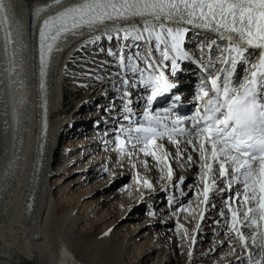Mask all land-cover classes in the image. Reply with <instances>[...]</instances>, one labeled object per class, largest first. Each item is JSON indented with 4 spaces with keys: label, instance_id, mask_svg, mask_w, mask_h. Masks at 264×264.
Here are the masks:
<instances>
[{
    "label": "bare ground",
    "instance_id": "6f19581e",
    "mask_svg": "<svg viewBox=\"0 0 264 264\" xmlns=\"http://www.w3.org/2000/svg\"><path fill=\"white\" fill-rule=\"evenodd\" d=\"M72 2L75 0H66V3ZM50 3L51 0H5L13 40L8 47L15 57L11 65L15 71L10 82L6 71L10 65L5 55V33L0 28V264H86L88 260L97 264L102 261L122 264V252L129 246L143 251L136 259L137 264H178L182 259L181 254H176L178 237L173 226L179 220L185 227L191 217L183 211L179 218L171 215L174 209L168 208V204L158 209L159 201L155 199L163 194L175 195L185 205L191 199L189 211L198 213L197 200L192 195L197 191L198 167L187 162L186 154L183 160L172 161L173 184L184 177L181 188L187 195L183 197L172 186H168V191L162 190L166 181L160 178L151 157L139 154L129 159L128 155H122L121 161L111 169L119 155L111 137L115 126L113 118L122 115L113 108L122 107L123 89L120 78L116 77L115 59L107 55V49L112 47L119 51V48L115 40L102 39L77 51L80 37H70L60 44V51H54L47 76L42 78L38 33L43 19L56 11L54 8L41 11ZM207 40V36L190 32L186 50L199 57L200 46ZM134 47V42H129L125 51ZM180 69L177 74L183 72ZM242 73L243 66H238L237 77ZM166 74L171 77L170 71ZM42 79L46 90L40 87ZM131 91L133 108L140 111L142 105L136 103L140 90ZM191 96L194 97V93ZM189 101L194 102V99ZM165 146L175 155L172 145L165 142ZM188 153L197 160L190 148ZM142 161L151 167L143 170ZM130 169L132 182L123 185ZM137 173L152 182V190L137 185ZM100 194L104 195L98 197ZM220 199L212 200L217 208L209 206L203 221L196 215L193 233L196 244L192 257L187 254L185 264H235V258L227 256L228 236L223 223L213 224L219 219ZM55 201L71 208L66 212L67 209L59 208ZM145 201L151 206L152 217H143L138 223L139 206ZM159 211L168 213L162 219L153 218L163 214ZM50 215L57 218L54 224L57 235L51 232ZM78 217L83 223L93 222L99 229L83 238L80 249L75 252L62 226ZM197 223L199 232L195 231ZM127 226L132 227L130 233L122 240H115L114 233ZM207 239L210 243L201 249ZM179 243L187 247L186 241ZM213 253L216 255L211 258Z\"/></svg>",
    "mask_w": 264,
    "mask_h": 264
},
{
    "label": "snow or ice",
    "instance_id": "6c2138e0",
    "mask_svg": "<svg viewBox=\"0 0 264 264\" xmlns=\"http://www.w3.org/2000/svg\"><path fill=\"white\" fill-rule=\"evenodd\" d=\"M53 8L56 11L43 19L38 33L40 76L46 78L52 54L70 37H80L77 51L102 39L115 40L119 51L109 47L107 55L115 59L123 91L122 107L113 108L122 113L113 118L114 150L129 159L139 154L151 157L166 181L162 190L172 186L181 197L187 195L181 188L184 177L173 184L172 161L179 162L186 154L187 162L198 167L197 191L192 195L199 211H189L191 199L185 205L169 195L171 215L179 217L183 211L192 219L198 214L203 221L209 206L217 208L212 200L221 197L219 219L213 224L223 223L227 256L234 257L235 264H264V0H51L41 11ZM0 28L11 82L15 57L8 47L13 40L5 0H0ZM193 31L208 37L199 57L186 50ZM129 42L135 47L126 52ZM184 62L199 72L194 110L177 112L179 95L168 107L154 109L158 98L177 87L166 72L174 76ZM238 66H243L239 77ZM40 87L46 90L43 79ZM131 90H140L136 101L142 105L140 111L133 108ZM46 107L45 99V111ZM165 142L176 149L175 155ZM142 163L147 167L146 161ZM136 183L153 189L139 173ZM175 229L178 247H183L179 241H186L191 258L195 235L179 220ZM195 231H200L199 223Z\"/></svg>",
    "mask_w": 264,
    "mask_h": 264
},
{
    "label": "rangeland",
    "instance_id": "374dc122",
    "mask_svg": "<svg viewBox=\"0 0 264 264\" xmlns=\"http://www.w3.org/2000/svg\"><path fill=\"white\" fill-rule=\"evenodd\" d=\"M238 77H239V75H238ZM190 99H188V100H190ZM121 159H122V154L119 153V155L116 157L115 165L113 166V164H112L113 167H111V169L112 168L114 169V167L121 161ZM150 167L151 166L149 165V163H147V167H145L144 165H142V168L145 171L148 170V168H150ZM130 172L131 173L129 174V176H127V178L124 181V184L123 185L130 184L132 182V179H133V171H131V169H130ZM106 177L108 178V175H106ZM192 180H193V178H192ZM108 193L109 192H107L105 195H107ZM101 195H104V194H100V195H98V197L101 196ZM167 198H168V196L166 194H163V196L161 198H159V199L156 198L155 199L156 202L159 201L157 203L158 204L157 205L158 209H160L162 206L167 205ZM55 200H57V199L55 198ZM56 203H58V202L55 201V204ZM57 206H59V208L62 207L63 209H67V210H65L66 212L71 208L69 205H65L64 203H61V204L58 203ZM149 208H151V206H149V202L148 201H145V203H142L139 206V209H140V212H141V217L137 221L138 223L139 222L140 223L142 222L143 217H146V216L147 217L149 216V218L152 217V216H150V210H149ZM168 208H170V207H168ZM159 212H162L163 214H161V215H154L153 218L158 217V218H161L162 219V218H164V215L166 213H168V211H159ZM55 213H56V211L53 214H55ZM50 218H51L50 220H52V223L50 225L51 232H53V234L55 233L54 235H57V230H55L56 228H54V224H55L57 218H55L54 215H50ZM186 221H187V224H186L185 228H187L189 230V233L191 235H193V233H194V219L188 218ZM52 226H53V228H52ZM160 227L161 226L159 225L157 229H159ZM173 227L175 228V226H173ZM100 228H101V226H100ZM174 228H173V231H176V229H174ZM94 229L95 230H98L99 228H97L96 226H94L93 222H91V223H83L81 217H78L74 221L69 220V222H67L64 226H62L63 234L66 235L69 238L68 240L71 241L72 249L75 252L80 249V246H81L80 244L83 242V238H87L88 235H91V233H94V231H95ZM131 229H132V227L130 228V226L129 227L127 226L123 230H118L116 233H114V235H113L114 237L113 238L115 240H122L125 237V234L130 233ZM102 230H104V229H102ZM209 243H210V240H208V239L205 240V241H203V243L201 245V249H204ZM186 244H187V242H186ZM124 250L122 252V259H123L122 264H137L138 262H137L136 259L138 258V256L143 251L141 249H139L138 247H135V246L125 247ZM176 250H178V251H176V254H181V259H182L180 261V263H178V264H185L186 256L188 254V246L186 247V245H185L182 248L181 247H178ZM201 251H203V250H201ZM215 255H216V253H213V255H212L211 258H214ZM148 263H150V261ZM86 264H97V263L88 260V261H86ZM98 264H106V263L102 261V262H99Z\"/></svg>",
    "mask_w": 264,
    "mask_h": 264
}]
</instances>
